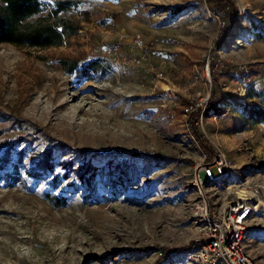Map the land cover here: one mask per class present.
<instances>
[{
    "label": "rangeland",
    "instance_id": "1",
    "mask_svg": "<svg viewBox=\"0 0 264 264\" xmlns=\"http://www.w3.org/2000/svg\"><path fill=\"white\" fill-rule=\"evenodd\" d=\"M40 1L69 25L62 45H0V141H31L0 169V264H155L165 249L161 264H187L203 204L264 184V123L248 111H264V0H226L237 15L220 42L208 0ZM47 150L53 171L32 177ZM217 150L232 174L199 191L195 167ZM243 243L264 264V220Z\"/></svg>",
    "mask_w": 264,
    "mask_h": 264
},
{
    "label": "built area",
    "instance_id": "2",
    "mask_svg": "<svg viewBox=\"0 0 264 264\" xmlns=\"http://www.w3.org/2000/svg\"><path fill=\"white\" fill-rule=\"evenodd\" d=\"M233 167L226 155L217 150L195 167L194 184L216 185L229 178ZM222 202L215 208L204 203L199 211L201 223L195 247L187 255V264H257L247 253L244 236L256 219L264 220V184L246 182L224 185ZM200 191V188H199Z\"/></svg>",
    "mask_w": 264,
    "mask_h": 264
},
{
    "label": "trees",
    "instance_id": "3",
    "mask_svg": "<svg viewBox=\"0 0 264 264\" xmlns=\"http://www.w3.org/2000/svg\"><path fill=\"white\" fill-rule=\"evenodd\" d=\"M215 3L216 9L223 15V35L219 40L220 42L227 36L229 30L231 29L232 23L237 15V8L232 4V2L226 0L207 1L210 8H213V4ZM42 12L43 4L40 0H0V45H12L15 47H29L37 49H48L51 47L61 46L64 38L66 37V32L68 31L67 27L69 25L60 19L52 20L53 14L51 13L47 16H42ZM77 67V63H72L63 68L67 74H75L77 77L80 72L94 68V65H90V67L85 66L80 71ZM211 71H213V69ZM252 73L255 77L260 74V72L256 70ZM218 98L219 96L212 93L206 110L213 109L219 112L216 108V105L219 103ZM199 111L201 110L194 109L192 112L194 113L193 116H199ZM248 111L250 119L254 120L256 124L264 123V111L262 109L257 106H251ZM0 116L5 119L9 118L8 115L3 112H0ZM13 122L16 121L13 120ZM5 132V128H0V137H2ZM194 133L196 134V132ZM196 137L200 140V136L198 134H196ZM23 140L31 143L29 137L22 136L18 137L13 142L9 139H3L0 141V151L3 150L0 155V169L2 171L8 164H11L12 152L15 143H19ZM24 151L25 150H20L16 153V161L11 165L12 172H5L3 175L4 179L9 184L16 183L20 179L17 175V169L18 166L23 163ZM51 155L52 153L49 150L45 152L44 157L34 165V172L31 175L32 177H37L53 171L54 165L51 163ZM13 172L14 174H12ZM195 245V242H191L188 246H186V248L179 251L188 250ZM173 252L174 250L170 249L161 250L159 255L160 258H158L155 264H161L165 258Z\"/></svg>",
    "mask_w": 264,
    "mask_h": 264
}]
</instances>
